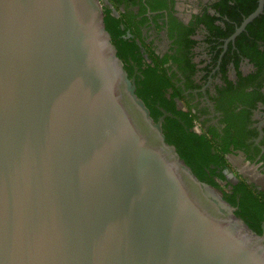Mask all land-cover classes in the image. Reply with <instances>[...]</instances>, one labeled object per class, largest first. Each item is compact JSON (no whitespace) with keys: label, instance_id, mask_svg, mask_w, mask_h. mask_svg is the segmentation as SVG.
<instances>
[{"label":"water","instance_id":"1","mask_svg":"<svg viewBox=\"0 0 264 264\" xmlns=\"http://www.w3.org/2000/svg\"><path fill=\"white\" fill-rule=\"evenodd\" d=\"M134 90L98 0H0V264H264Z\"/></svg>","mask_w":264,"mask_h":264},{"label":"flooded vegetation","instance_id":"2","mask_svg":"<svg viewBox=\"0 0 264 264\" xmlns=\"http://www.w3.org/2000/svg\"><path fill=\"white\" fill-rule=\"evenodd\" d=\"M260 2L99 0L101 11L121 20L123 39L137 47L127 52L131 82L144 69L157 70L163 101L172 100L183 129L190 120L189 132L209 144L212 179L231 197L227 203L235 199V211L243 193L264 208V0L261 12ZM159 111L156 124L161 126L171 113L164 107Z\"/></svg>","mask_w":264,"mask_h":264},{"label":"trees","instance_id":"3","mask_svg":"<svg viewBox=\"0 0 264 264\" xmlns=\"http://www.w3.org/2000/svg\"><path fill=\"white\" fill-rule=\"evenodd\" d=\"M99 3V0H98ZM103 26L106 33L109 36L110 44L115 51V58L122 66L123 72L127 78L131 81L132 67L126 65L128 62L127 52L136 51L137 47L134 43L129 42L127 39H123L125 32L121 29V20H117L111 16V11L102 10ZM127 59V60H126ZM138 67L141 68L140 59L134 58ZM160 75L157 74V70L144 69L142 73L135 80L134 93L140 102L143 110L146 112L148 121L152 125H156L158 118L161 117L159 107H164L168 112L171 113L170 117L165 118L164 123L160 126V135L164 141L170 145L179 157L186 163V165L192 170L193 174L204 183H208L213 187H217V184L213 181L210 171V164L213 159H209V144L204 141V138L199 137L193 132H189L192 127L190 120L186 129L180 125L177 120L179 115L175 111L174 103L172 100L163 101V95L160 92V87H157V83H160ZM158 81V82H157ZM164 104H168L166 107ZM187 117V116H186ZM222 179L223 177L220 176ZM243 189H237L239 192ZM225 201L229 202L231 197L223 194ZM232 197L231 205L233 206ZM261 204L257 202L253 197L247 194L242 195L239 200V204L236 205L238 208L235 211V215L241 218L246 225L258 235H262L261 221L263 220ZM234 207V206H233Z\"/></svg>","mask_w":264,"mask_h":264}]
</instances>
